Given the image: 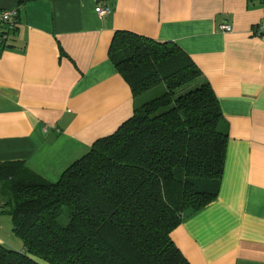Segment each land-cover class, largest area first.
Here are the masks:
<instances>
[{"label": "crops", "instance_id": "1", "mask_svg": "<svg viewBox=\"0 0 264 264\" xmlns=\"http://www.w3.org/2000/svg\"><path fill=\"white\" fill-rule=\"evenodd\" d=\"M4 10L16 28L0 48V163L56 183L139 103L109 59L115 32L174 44L211 87L228 140L215 200L171 239L189 264H264V43L251 34L264 0H0Z\"/></svg>", "mask_w": 264, "mask_h": 264}, {"label": "trees", "instance_id": "2", "mask_svg": "<svg viewBox=\"0 0 264 264\" xmlns=\"http://www.w3.org/2000/svg\"><path fill=\"white\" fill-rule=\"evenodd\" d=\"M109 59L136 100L162 91L56 183L0 163V209L23 247L0 246V264H189L171 234L218 193L228 134L216 97L174 44L115 32Z\"/></svg>", "mask_w": 264, "mask_h": 264}, {"label": "built area", "instance_id": "3", "mask_svg": "<svg viewBox=\"0 0 264 264\" xmlns=\"http://www.w3.org/2000/svg\"><path fill=\"white\" fill-rule=\"evenodd\" d=\"M95 13L99 16L106 15L108 10L106 8H96ZM16 28V12L14 11H0V48L6 46L9 36L14 32ZM222 33H230L231 26L222 23L219 26ZM251 34L259 38L264 43V22L257 24L253 27Z\"/></svg>", "mask_w": 264, "mask_h": 264}, {"label": "rangeland", "instance_id": "4", "mask_svg": "<svg viewBox=\"0 0 264 264\" xmlns=\"http://www.w3.org/2000/svg\"><path fill=\"white\" fill-rule=\"evenodd\" d=\"M161 91H162V87H156L151 91L143 94L141 97L138 98V100L140 101V103H146L149 100L158 96L159 92ZM3 218L6 219V217ZM2 241L4 243L2 246L6 248H10L13 250L22 248V242L13 234L11 225H9L6 233H3Z\"/></svg>", "mask_w": 264, "mask_h": 264}]
</instances>
